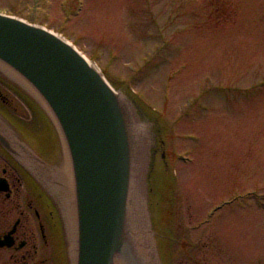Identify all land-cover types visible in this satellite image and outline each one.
Returning <instances> with one entry per match:
<instances>
[{
	"label": "rangeland",
	"instance_id": "obj_1",
	"mask_svg": "<svg viewBox=\"0 0 264 264\" xmlns=\"http://www.w3.org/2000/svg\"><path fill=\"white\" fill-rule=\"evenodd\" d=\"M226 1L235 13L220 24L213 0H0L1 12L76 43L115 88L134 87L166 113L172 150L192 152V164L173 167L171 206H178L181 229L173 249L189 240L194 251L174 252L172 264H264V211L254 199H232L237 192L264 194V0ZM216 6L230 17L226 4ZM163 58L169 62L155 71L149 59L157 66ZM205 89L217 91L207 98L208 111L181 120ZM15 104L29 121L34 114ZM36 123L35 138L51 150V130L42 117ZM188 135L197 137L183 141ZM230 198L234 203L208 221L212 208ZM155 205L165 209L160 198ZM0 264L12 263L2 254Z\"/></svg>",
	"mask_w": 264,
	"mask_h": 264
},
{
	"label": "water",
	"instance_id": "obj_2",
	"mask_svg": "<svg viewBox=\"0 0 264 264\" xmlns=\"http://www.w3.org/2000/svg\"><path fill=\"white\" fill-rule=\"evenodd\" d=\"M0 77L34 99L60 137L62 171L0 115V145L52 201L70 264H161L146 183L151 122L139 105L64 40L2 15Z\"/></svg>",
	"mask_w": 264,
	"mask_h": 264
},
{
	"label": "flooded vegetation",
	"instance_id": "obj_3",
	"mask_svg": "<svg viewBox=\"0 0 264 264\" xmlns=\"http://www.w3.org/2000/svg\"><path fill=\"white\" fill-rule=\"evenodd\" d=\"M3 173L6 174L7 172L4 170ZM22 216H24V213H22ZM22 228H23V223L22 221H20V226H19L20 230L18 229L15 235L16 243L15 246L13 247V252L15 253L16 259L20 257L19 258L20 260L17 261V264H47L49 262V255L48 257L46 256L47 259L44 261L38 258L39 251L41 252L45 251L46 253L48 250V245H47L48 243L46 241L47 237L42 224H39V230H38L39 231L38 236L43 241V244L41 245H39L38 242V236L36 233L37 229L35 231L34 230L23 231L24 228L23 229ZM21 244L24 246L20 248ZM20 252H22L23 254L18 255V253Z\"/></svg>",
	"mask_w": 264,
	"mask_h": 264
}]
</instances>
